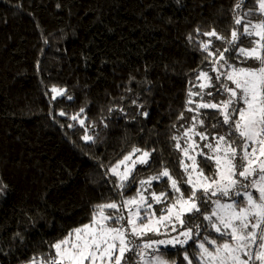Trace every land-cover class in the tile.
Listing matches in <instances>:
<instances>
[{
    "label": "trees",
    "instance_id": "1",
    "mask_svg": "<svg viewBox=\"0 0 264 264\" xmlns=\"http://www.w3.org/2000/svg\"><path fill=\"white\" fill-rule=\"evenodd\" d=\"M234 3L0 0V184L7 186L0 194V264L47 259L54 252L51 245L89 222L92 205L118 201L116 177L106 173L133 147L157 149L151 168L138 164L133 175L146 179L164 162L180 180L181 153L170 137H182L193 124L188 118L197 114L205 119L204 113L209 116L202 130L213 137L214 110L189 112L195 103L187 105L186 99L189 88L200 91L197 72L209 71V62L202 63L206 53L199 50L200 42L211 40L212 51L226 47L202 33L215 28L228 37ZM256 7L254 0H245L238 11L245 15L253 9L245 21L256 22ZM250 39L242 36L239 45L250 47ZM209 75L217 83L214 73ZM53 86L65 89V95L54 94ZM193 101L198 103L199 97ZM81 108L84 126L70 118ZM144 111L147 117L139 114ZM215 131L223 134L227 128ZM85 134L95 136V142L84 141ZM198 163L205 175H212L214 169L201 157ZM180 187L187 197L188 188ZM152 188L159 193L167 185L154 181ZM135 191L133 186L123 195ZM153 207L159 216L163 206ZM196 222L206 223L202 218ZM200 231L203 236V227ZM209 232L210 239L221 242L220 234ZM159 254L169 264H186L171 247L161 246ZM125 258L129 264L137 260L133 253Z\"/></svg>",
    "mask_w": 264,
    "mask_h": 264
},
{
    "label": "snow or ice",
    "instance_id": "2",
    "mask_svg": "<svg viewBox=\"0 0 264 264\" xmlns=\"http://www.w3.org/2000/svg\"><path fill=\"white\" fill-rule=\"evenodd\" d=\"M244 3L245 0H235L234 26L230 27L228 37L221 36L215 28L202 33L226 45L223 50L215 51L211 50V40L201 41L199 45V50L206 53L202 63L209 62V71L214 73L217 83H213L209 71L200 70L196 75L200 91L189 88L187 93L186 104L195 103L188 111L199 114L201 109L214 110L212 118L216 123L210 125L214 142L204 145L208 151L194 139L209 140L208 132L196 131L197 124L204 125L208 113H204L205 119L193 116L195 123L182 137H170L175 141L174 149L181 153L177 160L181 169L179 181L164 162L160 170L146 179L133 175L137 164L151 168L152 154L157 151L133 147L110 165L106 173L116 177L113 188L120 199L92 205L88 223L71 229L51 245L54 252L47 259L32 257L27 264H129L126 253L137 257L132 264H169L159 254L161 246L178 250L186 264H193L194 260L196 264H264V0H254L255 11L260 14L256 22L245 21L253 9H248L245 15L238 11ZM242 36L253 38L250 47L239 45ZM191 38L189 34L188 39ZM225 53L239 64L230 62ZM250 60L253 64H248ZM223 68L227 70L222 71ZM51 91L60 96L66 92L55 86ZM195 96L199 97L198 103L193 101ZM205 96L209 98L207 101ZM221 96L224 98L219 99ZM83 112L81 108L70 118L84 126V119L80 118ZM139 114L149 115L147 111ZM59 115L66 113L60 111ZM180 118L183 119V114ZM223 127L227 128L223 134L215 131ZM82 139L94 143L96 137L85 134ZM198 156L214 169L212 175L204 174ZM154 181L163 182L167 189L157 193L152 188ZM181 183L188 188L187 197L181 191ZM133 186H136L135 194L125 197L123 192ZM6 187L0 184V194ZM250 189L258 195L254 196ZM154 204L164 205L159 216ZM200 218L206 222L204 225L196 222ZM209 230L220 234L221 242L210 239ZM149 234L164 238L143 239Z\"/></svg>",
    "mask_w": 264,
    "mask_h": 264
},
{
    "label": "rangeland",
    "instance_id": "3",
    "mask_svg": "<svg viewBox=\"0 0 264 264\" xmlns=\"http://www.w3.org/2000/svg\"><path fill=\"white\" fill-rule=\"evenodd\" d=\"M224 69H225V68H223V70H224ZM189 112H190V111H189ZM193 116H198V115H197V114H193L192 116H190V117L188 118V122H191L190 120H191V118H192ZM199 118H200V117H199ZM192 122L195 123V121H192ZM196 131H197V132H204V131L202 130V126L199 125V124H197V126H196ZM194 139L197 141V143H199V145H200L201 148H204V145H205L206 143L214 142L213 137H211L210 135H209V140H208V141H200V140H199V137H194ZM180 143H181V145L183 146V145H184V140L181 139ZM204 151L207 152L208 149L204 148ZM133 158H135V157H133ZM198 158H199V156L197 157V161H198ZM237 163H239L238 160H237ZM137 165H138V164H137ZM250 190L253 192V195H254V196L258 195V193H256V191H255L254 189H250ZM239 199H240V198H237L238 201H239ZM162 206L164 207V205H162ZM177 227H179V226L177 225ZM214 233H215V232H214ZM216 234H218V233H216ZM173 235H175V233H173ZM149 237H150V234H149V236L144 237V239L147 240V238H149ZM157 238H164V237H156V239H157Z\"/></svg>",
    "mask_w": 264,
    "mask_h": 264
}]
</instances>
